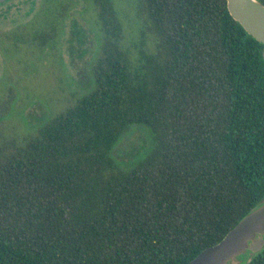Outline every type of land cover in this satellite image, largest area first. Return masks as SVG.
Returning a JSON list of instances; mask_svg holds the SVG:
<instances>
[{
    "label": "trees",
    "instance_id": "1",
    "mask_svg": "<svg viewBox=\"0 0 264 264\" xmlns=\"http://www.w3.org/2000/svg\"><path fill=\"white\" fill-rule=\"evenodd\" d=\"M93 2L94 86L0 146V264H186L264 197V43L226 0H142L158 50L134 69L112 1ZM132 124L153 145L121 168Z\"/></svg>",
    "mask_w": 264,
    "mask_h": 264
},
{
    "label": "rangeland",
    "instance_id": "2",
    "mask_svg": "<svg viewBox=\"0 0 264 264\" xmlns=\"http://www.w3.org/2000/svg\"><path fill=\"white\" fill-rule=\"evenodd\" d=\"M122 26L120 46L140 68L158 50L142 0H111ZM1 4V3H0ZM93 0H8L0 5V146L22 144L51 117L94 86L92 66L102 31ZM153 145L143 124H132L112 149L121 168Z\"/></svg>",
    "mask_w": 264,
    "mask_h": 264
},
{
    "label": "water",
    "instance_id": "3",
    "mask_svg": "<svg viewBox=\"0 0 264 264\" xmlns=\"http://www.w3.org/2000/svg\"><path fill=\"white\" fill-rule=\"evenodd\" d=\"M226 3L231 16L264 43V3L260 0H226ZM263 250L264 197L220 241L202 249L186 264H249Z\"/></svg>",
    "mask_w": 264,
    "mask_h": 264
},
{
    "label": "flooded vegetation",
    "instance_id": "4",
    "mask_svg": "<svg viewBox=\"0 0 264 264\" xmlns=\"http://www.w3.org/2000/svg\"><path fill=\"white\" fill-rule=\"evenodd\" d=\"M6 1H8V0H5V1H3V2H0V3L2 4V3H5ZM1 4H0V5H1Z\"/></svg>",
    "mask_w": 264,
    "mask_h": 264
}]
</instances>
